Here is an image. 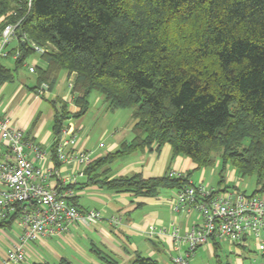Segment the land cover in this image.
<instances>
[{
  "label": "trees",
  "instance_id": "obj_1",
  "mask_svg": "<svg viewBox=\"0 0 264 264\" xmlns=\"http://www.w3.org/2000/svg\"><path fill=\"white\" fill-rule=\"evenodd\" d=\"M8 23H19L25 37L17 66L37 52L31 44L44 49L34 68L37 89L44 85L51 93L62 75L72 82L74 112L59 96L49 100L56 167L62 128L86 114L90 92L98 91L108 111H132L133 138L85 168L89 183L157 196L194 186L193 172L212 167L217 157L216 190H240L220 187L231 166L241 179L254 178L252 195L264 192V0H31L30 6L28 0H0V35ZM13 76L0 66V83ZM163 144L173 157L189 158L193 169L179 178L170 177V169L149 179H101L106 168L92 175L118 158ZM12 222L14 217L7 224ZM210 241L216 264H230L216 255L222 242ZM99 258L120 264L108 255ZM127 264L159 263L136 255Z\"/></svg>",
  "mask_w": 264,
  "mask_h": 264
},
{
  "label": "crops",
  "instance_id": "obj_2",
  "mask_svg": "<svg viewBox=\"0 0 264 264\" xmlns=\"http://www.w3.org/2000/svg\"><path fill=\"white\" fill-rule=\"evenodd\" d=\"M22 40L12 41L9 45V54L0 60V66L12 70L13 80L0 83V118H7L10 126L21 129L24 132V140L34 143L45 152V158L36 165L43 168H51L59 172L58 179H54L53 184L61 192L69 191L71 197L80 211L88 210L100 211L103 219L94 225L85 227L79 223L74 224L67 232L57 236L48 237L36 242H31L26 246L25 260L21 264H58L61 259L68 260L71 264H102L99 255H108L120 264L129 263L136 255L156 260L159 264H173L172 259L177 255H185L188 247L185 243L176 242L171 237L173 227L179 229L183 234L185 228H190L199 223L200 217L195 211H181L174 215L171 205L175 200V190H160L157 196L133 195L129 192H113L107 190L99 184L89 183L84 170L93 161L104 158L107 154L115 153L126 139L119 138L117 134L111 136L112 140L108 149L96 151L91 155V162L86 166L75 164H60L55 166L52 159L51 146L54 141L53 128V109L49 100L59 96V90L51 97L47 93V88L39 89L37 86V74L29 68H35L40 63L39 52L37 59L25 66H17L12 54L19 52L18 45ZM12 44L14 46L10 47ZM28 70L29 76L22 73L19 68ZM30 74H33L32 76ZM66 81L63 75L60 82ZM72 83V82H69ZM68 83V86L70 85ZM67 98L70 94L65 95ZM66 97H62L66 101ZM49 104V112L45 114L43 104ZM70 111L74 112L75 106L69 103ZM73 119L67 120L70 129L75 137V149H86L88 136L87 126L78 123L74 125ZM132 126L130 127L132 133ZM78 133L81 132V133ZM105 133L101 135L103 137ZM133 135V133H132ZM133 138V137H132ZM100 145H102L100 147ZM153 146L150 150L135 152L123 158H118L109 166L94 172L92 175L100 174L103 169L108 172L101 179L111 180L118 177H130L140 175L143 179L163 176L168 169L170 171L188 172L193 169L192 161L182 156H172L169 144H163L158 149ZM100 149L105 145L100 143ZM28 158L32 159V154L25 149ZM13 161V157L8 151L5 141L0 139V162ZM206 168L202 169L195 176L191 175V183L204 184L213 189L219 188L218 182L214 178L216 172L207 176ZM234 172L225 178L222 186L234 184ZM218 177V175H216ZM71 179V180H69ZM67 185L74 186L66 188ZM239 187V186H238ZM118 218V224L110 223V218ZM0 219V264H4V259L8 249L13 242L18 241L20 230L15 222L7 224L9 219ZM250 242L245 245L232 246L226 242L230 251H234L236 256L250 252ZM254 243V242H253ZM244 246V247H243ZM200 249H210L213 251L212 242L199 247L190 255L189 264H197L195 259ZM253 256L259 264H264V251L258 250L254 243ZM248 251V252H247ZM229 263V262H228ZM234 264H241L239 260ZM256 264V263H253Z\"/></svg>",
  "mask_w": 264,
  "mask_h": 264
},
{
  "label": "built area",
  "instance_id": "obj_3",
  "mask_svg": "<svg viewBox=\"0 0 264 264\" xmlns=\"http://www.w3.org/2000/svg\"><path fill=\"white\" fill-rule=\"evenodd\" d=\"M30 3L28 0V6ZM18 25L8 23L4 26L0 35V60L8 56L12 41L25 39ZM31 45L37 52H44L43 48ZM19 56L18 51L12 54L15 60ZM29 70L32 72L34 68ZM0 139L5 141L13 157V161L0 162V219L14 217L20 230L18 241L11 244L4 264L23 263L26 246L31 242L65 233L77 223L89 227L103 219L100 211L82 212L68 201L72 193L61 192L53 184L54 179L60 178L59 172L35 164L45 158L46 152L25 141L23 130L12 128L7 118H0ZM25 149L32 154V159L28 158ZM56 158L61 164L77 166L91 162L90 153L75 149L74 133L67 125L61 130ZM183 175L185 173L181 171L169 173L170 177L176 178ZM171 211L174 215L195 211L200 217L199 223L185 228L183 234L173 227L171 237L188 247L185 255L172 259L173 264H189L190 255L211 239L232 246L253 241L258 250L264 251V192L252 195L235 189L216 190L204 184L188 185L176 191ZM109 221L112 224L119 222L116 217Z\"/></svg>",
  "mask_w": 264,
  "mask_h": 264
},
{
  "label": "rangeland",
  "instance_id": "obj_4",
  "mask_svg": "<svg viewBox=\"0 0 264 264\" xmlns=\"http://www.w3.org/2000/svg\"><path fill=\"white\" fill-rule=\"evenodd\" d=\"M14 46L12 44L10 47ZM37 59L38 55L37 53H32L27 58L25 59V66L30 64L33 59ZM22 70V73L26 74L29 76L28 70H26L23 66L19 68ZM31 76L33 74H30ZM63 75L60 77L59 81H61ZM60 89V90H59ZM59 90V95L60 98L63 96L66 97L65 95L69 94L70 90L68 87L67 81L61 82L59 86H56L51 94V97L56 94V92ZM52 99V98H51ZM70 97H66V102L69 104ZM88 102H89V109L86 112L84 116H82L79 119H73L74 125L75 124H82V126H87L89 125L88 128V136L89 138L86 140L87 142V148L85 149L90 155L96 154L98 150L104 151L108 149V145L110 144L112 138L111 136L113 134H117L119 138L126 139L127 141H130L133 137L130 127L133 124L132 120V111L130 109H119L114 112L108 111L106 109L105 102L102 98V95L98 91H92L90 92L88 96ZM43 110L45 114H48L49 110V104L44 103L43 105ZM58 107V106H57ZM82 132V131H81ZM79 132V133H81ZM78 133V131H77ZM78 133V134H79ZM103 135L102 138L101 135ZM102 143L105 145L104 149L99 148V144ZM219 160L216 157L215 159V164L212 167H207L206 169V174L210 175L211 172L213 174L216 172L214 178L216 179V183L218 182V177H216L218 168H219ZM199 171H196L194 174L195 176L198 173H201ZM234 172V177H235V182L234 184H237L239 186L240 190H245L247 194H251L255 190V181L253 177H246L244 179H241L238 173L232 168L231 166H228L224 172L225 178L231 175V173ZM250 252L248 254L244 253L241 256H236L234 251H230L228 249V246L224 243L221 245L219 249L216 250V255L219 257L220 260L223 262H229L230 264H234L237 260L241 262V264H259L260 259L254 258L253 252L255 251L254 249V243L250 242ZM216 256L214 255V250L210 249H200L199 253L195 259L197 264H216Z\"/></svg>",
  "mask_w": 264,
  "mask_h": 264
},
{
  "label": "water",
  "instance_id": "obj_5",
  "mask_svg": "<svg viewBox=\"0 0 264 264\" xmlns=\"http://www.w3.org/2000/svg\"><path fill=\"white\" fill-rule=\"evenodd\" d=\"M42 89H46V86H43Z\"/></svg>",
  "mask_w": 264,
  "mask_h": 264
}]
</instances>
